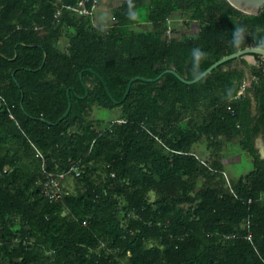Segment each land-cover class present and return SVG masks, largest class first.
Wrapping results in <instances>:
<instances>
[{
    "label": "trees",
    "instance_id": "obj_1",
    "mask_svg": "<svg viewBox=\"0 0 264 264\" xmlns=\"http://www.w3.org/2000/svg\"><path fill=\"white\" fill-rule=\"evenodd\" d=\"M75 1L0 0V264H264V159L254 147L264 139V67L251 65L256 80L239 96L244 69L229 65L248 64L232 59L190 85L172 73L136 80L119 104L89 71L115 100L132 77L171 66L191 80L224 55L264 48V7L249 15L227 0H126L109 26L74 13L54 20L58 5ZM182 15L201 22L198 30L167 36V20ZM144 22L151 28H133ZM194 49L204 54L198 64ZM94 102L121 107L122 118L100 131L83 126ZM202 136L211 162L193 151ZM221 137H237L251 157L236 180L225 177ZM40 155L54 172L77 164L82 187L44 197ZM181 204H194V216Z\"/></svg>",
    "mask_w": 264,
    "mask_h": 264
},
{
    "label": "rangeland",
    "instance_id": "obj_2",
    "mask_svg": "<svg viewBox=\"0 0 264 264\" xmlns=\"http://www.w3.org/2000/svg\"><path fill=\"white\" fill-rule=\"evenodd\" d=\"M99 8V5L96 7L95 13L97 12ZM174 22H166V35L167 36H175L178 39H183V37L188 35H193L198 28L201 25V22L197 20H188L183 15L182 16H172ZM134 29H149L151 28L150 24L147 22L138 24L133 26ZM66 44V39L61 38L57 42V46L59 48H64ZM244 60V59H243ZM246 62V60H245ZM247 63V62H246ZM248 64V71L245 69L243 70V82H245L246 86H250V84L256 80L255 77L252 76L251 72L254 71L253 68H251V65H256L258 67H264V57H260L259 62H256L255 64ZM87 84H91V79H87ZM251 96V109L252 112L256 111V101L254 100L252 93H250ZM205 113V109L202 104H199L195 111H191V118L194 119L196 122H200L203 115ZM123 112L121 107L116 106L113 108H105L102 106L97 105V103H89L84 110L83 116H82V123L83 126H90L95 131H100L103 129L107 124L111 121H116L122 118ZM75 128H70V132H72ZM218 141L221 143V153H219L221 160L229 158V163L225 160H223V163L225 165V171L226 176L230 180H236L240 176L245 175L248 171L252 169V162L250 155L243 150L239 143L238 138L233 137L229 140H227L225 137H221L218 139ZM210 139H207L206 137L202 136L198 141H196L193 144V151L196 152L198 155H200L203 159H206L208 162H211L212 157L215 153L213 147L210 146ZM213 142V141H212ZM254 147L256 148L260 158L264 159V154H262V151L264 153V139L261 134H259L255 140H254ZM105 178V175L102 170H99L94 175V180L96 182H102ZM201 180L198 182V186H200ZM66 188L73 192L75 190H78L82 187L81 183H78L77 180L73 179L72 177H69L65 183ZM149 200L152 201L154 196L153 193H149ZM179 207L183 208L186 212V214L190 217L194 216V204H181ZM244 226V223L241 225ZM19 227V221L17 218L13 219V229H17ZM155 242L148 241L147 245H153Z\"/></svg>",
    "mask_w": 264,
    "mask_h": 264
},
{
    "label": "water",
    "instance_id": "obj_3",
    "mask_svg": "<svg viewBox=\"0 0 264 264\" xmlns=\"http://www.w3.org/2000/svg\"><path fill=\"white\" fill-rule=\"evenodd\" d=\"M227 2L234 7L235 9L249 14V15H257L260 10L264 7V0H227ZM256 56H260V57H264V48L261 47H257V46H247L245 48L239 49L235 52H232L230 54L224 55L221 58H219L218 60H216L215 62H213L211 65H209L201 74H199L198 76H196L195 78L188 80L183 78L182 76H180L176 71L174 66H171L167 69H165L163 72H161L158 76H156L155 78H144V77H139V76H135L132 77L129 82L127 83L124 95L122 96V98L120 100H115L106 83L104 82V80L99 76V74H97L96 72H94L93 70H90L92 73H94L97 78L101 81L102 85L104 86V89L109 97V99L114 103V104H119L121 103L125 97L127 96L129 89H130V85L132 82L136 81V80H141V81H145V82H152L155 81L157 79H159L164 73H172L173 75H175L180 81L186 83V84H193L198 82L201 78H203L205 75L209 74L214 68H216L217 66L230 61L232 59H244L246 60L247 63L249 64H255L256 63ZM246 71H248V68L245 67L244 68ZM79 80L82 83L84 89H85V95L87 94V86L84 84V82L82 81V72H79ZM69 88L66 90L67 93V97H68V104H67V108L66 111L64 112V114L62 115V117L60 118V120L64 119L67 114L70 111L71 108V101H70V97H69Z\"/></svg>",
    "mask_w": 264,
    "mask_h": 264
},
{
    "label": "built area",
    "instance_id": "obj_4",
    "mask_svg": "<svg viewBox=\"0 0 264 264\" xmlns=\"http://www.w3.org/2000/svg\"><path fill=\"white\" fill-rule=\"evenodd\" d=\"M99 5V0H76L73 4H60L56 7L53 18L58 21L63 13H74L78 16L93 17L96 7ZM246 87L245 82H241L239 90L236 96L243 93ZM9 118L13 119L12 114H9ZM41 158V174L42 178L40 181L41 193L50 201L60 200L64 195L67 194L68 189L66 188V181L69 177L80 176V167L77 164L72 163L68 169L62 172H54L47 170L45 167V159L40 155ZM225 175V174H224ZM226 179L227 176L225 175ZM229 186V184H227ZM232 192V190H231ZM248 199L247 202H250ZM245 228L249 227V221L244 222ZM245 239L252 242L250 233L245 235Z\"/></svg>",
    "mask_w": 264,
    "mask_h": 264
},
{
    "label": "crops",
    "instance_id": "obj_5",
    "mask_svg": "<svg viewBox=\"0 0 264 264\" xmlns=\"http://www.w3.org/2000/svg\"><path fill=\"white\" fill-rule=\"evenodd\" d=\"M126 0H99V8L92 18V24L95 26H109L114 23L112 18V10L119 6L122 2ZM168 22H174L173 19H168ZM135 26V25H134ZM262 154L263 151H262ZM228 163L229 158H225Z\"/></svg>",
    "mask_w": 264,
    "mask_h": 264
},
{
    "label": "clouds",
    "instance_id": "obj_6",
    "mask_svg": "<svg viewBox=\"0 0 264 264\" xmlns=\"http://www.w3.org/2000/svg\"><path fill=\"white\" fill-rule=\"evenodd\" d=\"M204 54L199 50V49H194L193 50V56L198 64L199 60L201 59V57L203 56ZM202 75V73H200Z\"/></svg>",
    "mask_w": 264,
    "mask_h": 264
},
{
    "label": "flooded vegetation",
    "instance_id": "obj_7",
    "mask_svg": "<svg viewBox=\"0 0 264 264\" xmlns=\"http://www.w3.org/2000/svg\"><path fill=\"white\" fill-rule=\"evenodd\" d=\"M235 67H238L239 69H244L245 67L242 65L241 61L238 60L236 62H233L232 64L229 65V68H235Z\"/></svg>",
    "mask_w": 264,
    "mask_h": 264
}]
</instances>
